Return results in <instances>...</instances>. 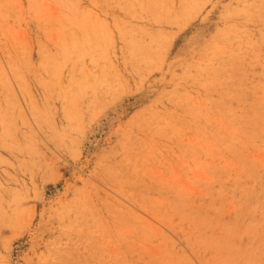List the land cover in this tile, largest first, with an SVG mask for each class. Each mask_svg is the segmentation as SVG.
<instances>
[{"label":"rangeland","instance_id":"obj_1","mask_svg":"<svg viewBox=\"0 0 264 264\" xmlns=\"http://www.w3.org/2000/svg\"><path fill=\"white\" fill-rule=\"evenodd\" d=\"M0 264H264V0H0Z\"/></svg>","mask_w":264,"mask_h":264}]
</instances>
